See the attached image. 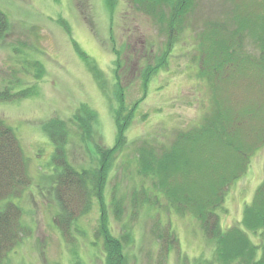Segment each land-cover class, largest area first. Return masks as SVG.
Segmentation results:
<instances>
[{
	"label": "rangeland",
	"instance_id": "obj_1",
	"mask_svg": "<svg viewBox=\"0 0 264 264\" xmlns=\"http://www.w3.org/2000/svg\"><path fill=\"white\" fill-rule=\"evenodd\" d=\"M132 3L118 0L112 18L106 0H0L9 20L0 39V90H30L26 96L0 100V119L14 128L26 159L31 183L17 201L23 222L32 227L0 264H104L96 238L98 206L80 217L85 233L74 230L72 241L64 239L55 225L59 206L53 187L59 169L53 161L55 144L44 125L53 117L68 121L83 103L91 106L97 113L92 141L82 140L81 131L70 124L67 152L77 168L95 166V142L107 148L116 140L118 89L127 107L141 100L126 131L131 145L110 172L106 190L109 200L112 188L118 186V196L126 193L122 218H115L113 211L109 216L114 233L125 239L127 264L214 261L216 243L206 236L201 222L193 214L171 212L165 196H160L158 210L148 204L143 213H136L130 203L134 188L144 183L150 193L155 189L152 179L138 174L132 149L143 138L172 141L177 129L198 123L212 110V88L199 76L195 57L198 33L205 18H223L231 6L226 0H200L191 17L197 23L173 44L168 64L146 78L144 94L145 72L162 55L168 38L160 22ZM251 154L246 174L231 185L220 211L224 229L238 225L264 180V144ZM167 228L177 238L168 252L165 241L153 233L155 229L167 235Z\"/></svg>",
	"mask_w": 264,
	"mask_h": 264
},
{
	"label": "trees",
	"instance_id": "obj_2",
	"mask_svg": "<svg viewBox=\"0 0 264 264\" xmlns=\"http://www.w3.org/2000/svg\"><path fill=\"white\" fill-rule=\"evenodd\" d=\"M131 1L139 11L160 22L161 32L168 38L162 55L145 72V94L146 78L168 64L173 44L188 27L197 23L191 17L200 0ZM226 1L231 7L223 18L209 17L202 22L198 54H195L199 76L212 88V110L198 123L177 129L172 141L154 136L135 143L132 151L138 174L152 179L155 190L150 193L144 183L136 186L130 203L136 213H143L148 204L158 210L159 198L163 195L171 212L193 214L206 236L216 243L214 261L206 260L207 264H264V180L253 201L245 205L238 225L224 229L220 217L229 188L246 174L251 153L264 144V0ZM117 2L106 0L112 18ZM8 27V17L0 9V39ZM95 74L101 75L99 70ZM118 90L115 96L118 105L114 107L116 140L107 148L95 142L98 156L95 166L77 168L67 152L70 124L81 131L82 140L92 141L97 113L91 106L83 103L68 121L53 117L44 125L55 144L53 161L59 169L53 187L59 206L55 225L64 239L72 241L74 230L85 233L79 226L80 217L94 205L98 206L99 237L96 238L103 251L104 264H127L128 261L125 239L114 233L109 216L113 211L115 218H122L126 193L118 196V186L112 188L109 200L106 190L110 172L131 145L126 131L141 101L127 107ZM29 92L27 88L10 93L7 88L0 90V100L26 96ZM126 161L129 163L130 158ZM30 183L16 132L0 119V263L32 233V227L23 222L24 211L17 201ZM166 231L167 235H162L153 229L165 241L168 252L177 238L172 236L170 228Z\"/></svg>",
	"mask_w": 264,
	"mask_h": 264
}]
</instances>
